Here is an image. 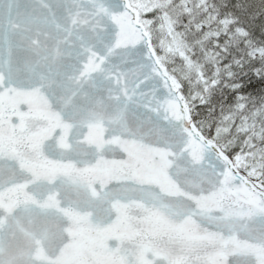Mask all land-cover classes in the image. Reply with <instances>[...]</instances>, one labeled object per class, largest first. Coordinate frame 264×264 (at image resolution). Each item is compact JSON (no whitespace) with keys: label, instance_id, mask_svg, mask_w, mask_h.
Instances as JSON below:
<instances>
[{"label":"snow or ice","instance_id":"1","mask_svg":"<svg viewBox=\"0 0 264 264\" xmlns=\"http://www.w3.org/2000/svg\"><path fill=\"white\" fill-rule=\"evenodd\" d=\"M227 8L0 0V264H264V100L200 112L264 77Z\"/></svg>","mask_w":264,"mask_h":264},{"label":"trees","instance_id":"2","mask_svg":"<svg viewBox=\"0 0 264 264\" xmlns=\"http://www.w3.org/2000/svg\"><path fill=\"white\" fill-rule=\"evenodd\" d=\"M213 2L218 3V0H213ZM238 3L243 6V10L236 11L234 6ZM227 4L228 8L222 11H235L249 31L251 40L258 45L264 44V15L259 12L258 0H227ZM224 62H230V58H226ZM256 67L258 65L248 63L243 69H235V79L222 82V85L214 90L209 104L200 109L201 114H208L211 109L209 118L218 119L234 106L237 95L249 98L250 106L264 100V77L255 74ZM223 83H239L241 87L238 92L234 93L224 87Z\"/></svg>","mask_w":264,"mask_h":264}]
</instances>
